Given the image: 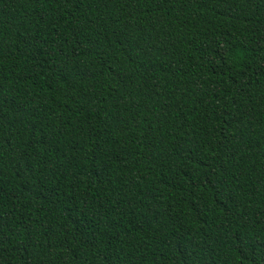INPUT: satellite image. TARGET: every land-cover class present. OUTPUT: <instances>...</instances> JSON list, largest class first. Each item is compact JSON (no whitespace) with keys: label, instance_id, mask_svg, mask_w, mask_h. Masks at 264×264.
I'll return each mask as SVG.
<instances>
[{"label":"trees","instance_id":"obj_1","mask_svg":"<svg viewBox=\"0 0 264 264\" xmlns=\"http://www.w3.org/2000/svg\"><path fill=\"white\" fill-rule=\"evenodd\" d=\"M0 264H264V0H0Z\"/></svg>","mask_w":264,"mask_h":264}]
</instances>
